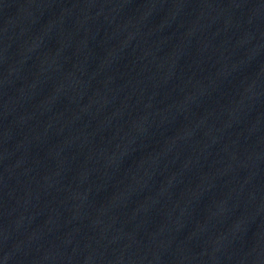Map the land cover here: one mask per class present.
<instances>
[{"label": "water", "instance_id": "95a60500", "mask_svg": "<svg viewBox=\"0 0 264 264\" xmlns=\"http://www.w3.org/2000/svg\"><path fill=\"white\" fill-rule=\"evenodd\" d=\"M0 264H264V0H0Z\"/></svg>", "mask_w": 264, "mask_h": 264}]
</instances>
